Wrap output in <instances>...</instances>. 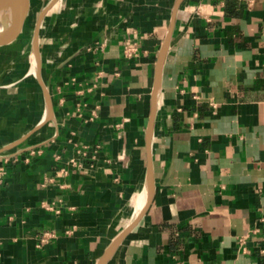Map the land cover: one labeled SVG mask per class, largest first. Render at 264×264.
<instances>
[{
	"label": "crops",
	"instance_id": "1",
	"mask_svg": "<svg viewBox=\"0 0 264 264\" xmlns=\"http://www.w3.org/2000/svg\"><path fill=\"white\" fill-rule=\"evenodd\" d=\"M43 11L0 86V264H264V0Z\"/></svg>",
	"mask_w": 264,
	"mask_h": 264
},
{
	"label": "rangeland",
	"instance_id": "2",
	"mask_svg": "<svg viewBox=\"0 0 264 264\" xmlns=\"http://www.w3.org/2000/svg\"><path fill=\"white\" fill-rule=\"evenodd\" d=\"M49 1L28 0V13L18 38L11 44L0 47V86L7 83L8 79L17 81L19 77L22 79L25 75L27 79L35 77L32 71L34 31L39 15ZM57 9L59 11V6ZM9 22L11 19L9 20L8 17H4V19L0 17V37L5 36L9 31Z\"/></svg>",
	"mask_w": 264,
	"mask_h": 264
},
{
	"label": "bare ground",
	"instance_id": "3",
	"mask_svg": "<svg viewBox=\"0 0 264 264\" xmlns=\"http://www.w3.org/2000/svg\"><path fill=\"white\" fill-rule=\"evenodd\" d=\"M28 0H14L13 1V17L15 19H20V21H22V26H23V23H24V20L26 18V15L28 13ZM7 5L6 3H0V17H2L4 19V17H8L9 20L11 19V13L9 12V10H7ZM12 20V19H11ZM9 31L7 32V34L5 35L6 37H10L13 35V32H14V28H12V21L9 22ZM4 36V37H5ZM32 61H33V73L37 74L36 76H38V73H39V64H40V59H39V56H38V53L37 51L35 50L32 54ZM147 200V198L145 199ZM145 200L144 202H142V205L144 206L145 205ZM142 206V208H143Z\"/></svg>",
	"mask_w": 264,
	"mask_h": 264
},
{
	"label": "built area",
	"instance_id": "4",
	"mask_svg": "<svg viewBox=\"0 0 264 264\" xmlns=\"http://www.w3.org/2000/svg\"><path fill=\"white\" fill-rule=\"evenodd\" d=\"M138 41H137V39L136 38H133V39H128L127 40V43L125 44V46H124V53L128 56V57H130V56H132V55H134V54H136V52L138 51ZM4 164L5 163H2V165L1 166H3L4 167ZM1 166H0V178H2V176H1ZM260 223L264 226V216L263 217H261L260 218ZM260 232V229L257 227V228H255L254 230H253V234L254 233H259ZM249 235H244V236H242L241 238H240V240H239V243H240V248H242L243 250H246V248H245V245H246V243H247V240L249 239ZM263 238H264V232H263Z\"/></svg>",
	"mask_w": 264,
	"mask_h": 264
},
{
	"label": "water",
	"instance_id": "5",
	"mask_svg": "<svg viewBox=\"0 0 264 264\" xmlns=\"http://www.w3.org/2000/svg\"><path fill=\"white\" fill-rule=\"evenodd\" d=\"M13 1L14 0H0V3H6V5L8 6L7 7V10H9V12L11 13V21H12V28H14V32H13V35L10 36L9 38L8 37H0V47L2 46H6V45H9L11 44L16 38H18V35L20 34L21 32V27H22V21H20V19H15L13 17ZM45 11L42 12V15L44 14ZM36 35H37V31H36Z\"/></svg>",
	"mask_w": 264,
	"mask_h": 264
}]
</instances>
